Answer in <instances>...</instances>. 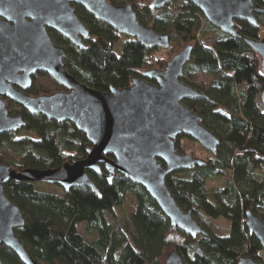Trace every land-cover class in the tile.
<instances>
[{"label": "trees", "instance_id": "1", "mask_svg": "<svg viewBox=\"0 0 264 264\" xmlns=\"http://www.w3.org/2000/svg\"><path fill=\"white\" fill-rule=\"evenodd\" d=\"M110 1L115 5L130 3L143 25L168 33L175 42L168 49L143 47L73 4L90 36L83 40L85 47L79 48L49 30L53 41L65 50V68L81 82L105 92L111 86H129L144 72L164 68L175 53L191 45L187 65L214 77L207 90L201 84H190L206 98L186 99L185 103L219 138V145L216 154L208 153L202 159L205 165L182 169L183 176L177 174L179 170L174 171L166 176V185L184 211L223 218L229 223V231L218 235L201 224L206 234L191 238L179 227L170 226L143 187L118 173L108 182L101 165L100 174L88 171L99 195L86 186L51 193L38 190L32 182L5 183V194L24 218V224L14 228L15 234L39 264H164L173 249L180 253L184 264H237L240 256L262 260V247L244 221L247 210L264 220V107L259 99L264 78L259 56L241 38L208 22L188 0L173 1L161 10L152 9L150 0ZM254 1L264 5L262 0ZM257 19L255 26L235 19L234 27L245 37L264 40V20L259 16ZM211 30L216 34L213 44L207 46L199 37ZM119 41L117 52L114 46ZM185 81L189 85V80ZM62 90L65 88L46 72L36 71L26 92L35 96ZM4 99L8 113L20 114L25 125L18 131L0 134V163L16 169L54 168L85 157L90 143L70 121L30 113L11 99ZM179 139L183 140L181 146ZM176 140L180 153L195 148L196 142L183 133ZM226 172L230 175L226 185L212 191L210 180ZM126 192L136 198L137 206L122 222L115 218L114 208L122 205ZM83 222L84 233L79 229ZM84 234L96 236L87 242ZM0 257L7 264H23L4 245H0Z\"/></svg>", "mask_w": 264, "mask_h": 264}, {"label": "water", "instance_id": "2", "mask_svg": "<svg viewBox=\"0 0 264 264\" xmlns=\"http://www.w3.org/2000/svg\"><path fill=\"white\" fill-rule=\"evenodd\" d=\"M174 0H151L160 9ZM220 31L241 38L260 58L264 78V40L243 36L234 27L235 19L258 24L264 5L254 0H188ZM264 3V0H262ZM79 4L96 20L116 32L136 39L143 47L167 49L168 33L143 25L131 4L114 5L108 0H0V134L17 131L25 125L20 114L8 113L3 96L30 113H41L56 121H70L85 133L90 146L85 157L54 168L16 169L0 163V245L9 248L23 264H39L27 251L14 228L24 224L19 207L4 192L10 180L56 184L64 191L86 186L99 191L88 171L101 173L111 182L116 173L139 184L157 204L170 226L179 227L195 239L205 235L202 225L190 210L184 211L166 185V176L177 170L193 169L205 162L175 148L181 133L192 138L211 154L217 153L219 138L207 129L201 116L185 106L184 99L206 98L194 87L182 83L184 66L192 56V46L175 53L159 70H149L135 77L124 88L98 91L71 75L64 66L65 50L56 44L49 30L68 39L79 48L90 36L75 12ZM36 71L46 72L65 90L51 94L25 92ZM146 78L154 79V83ZM259 99L264 107V84ZM111 155V156H109ZM245 225L259 241L262 260L240 256L237 264H264V220L245 211ZM0 264H7L0 257ZM164 264H184L180 253L171 250Z\"/></svg>", "mask_w": 264, "mask_h": 264}, {"label": "rangeland", "instance_id": "3", "mask_svg": "<svg viewBox=\"0 0 264 264\" xmlns=\"http://www.w3.org/2000/svg\"><path fill=\"white\" fill-rule=\"evenodd\" d=\"M259 19L264 20V18L261 15H259ZM49 33H50V31H49ZM215 34L216 33L213 30L205 32L203 34L201 33L199 39L203 44H205L207 46H211L214 42ZM50 35H51V33H50ZM174 42H175L174 37H171L170 43H174ZM120 47H121V41H119L115 44L114 49L117 52H119ZM184 67H187V68L185 70H183L184 77H180V81L182 83L187 84L185 79H188L189 85L190 84H193V85L201 84L204 90H207V89H209V87H211V85H212L211 80L213 79L214 74L209 73V72H205L203 70L197 71L192 66L187 65V63ZM193 87L195 89H197L195 86H193ZM185 101H186V99L182 100L181 102L185 106H187ZM176 139H175V142L177 141ZM178 142H179V146L183 145L182 139H179ZM177 149H179V148H177ZM178 152H180V151H178ZM181 153H183V152H181ZM184 153L191 154V155L196 156V157L201 158V159H206V157L208 156V153H210V152L207 151L202 146H200L198 143H196L195 148L193 150L187 149V151H184ZM177 174L181 175V176L184 175V173L180 170L177 171ZM228 178H230V175L228 172H226L224 175H219V176L212 178L210 180V184H209L211 190L215 191L216 189H220V188L224 187L226 185V181L228 180ZM35 187L40 191H47V192H51V193H58L60 191V189H62L60 186H58L56 184H49V183H44V182H36ZM136 206H137L136 198L130 192H126L124 195L122 205L114 208L115 218L124 222L135 211ZM262 213H264V210L262 211ZM193 217L200 224L204 225L205 228L207 230H209L210 232H214L218 235H225L229 231V223L226 220H224L223 218L213 219V218L207 217L205 215H201V214H198V215L193 214ZM105 218H106L107 222L111 223V220L107 214H105ZM84 225H85L84 222L79 224V229L83 233H84ZM95 236L96 235L84 234V238L87 242L93 240L95 238Z\"/></svg>", "mask_w": 264, "mask_h": 264}, {"label": "flooded vegetation", "instance_id": "4", "mask_svg": "<svg viewBox=\"0 0 264 264\" xmlns=\"http://www.w3.org/2000/svg\"><path fill=\"white\" fill-rule=\"evenodd\" d=\"M110 3H111V1L110 0H108ZM174 1H177V0H174ZM173 2V1H172ZM144 3V2H143ZM150 3H151V0H150V2H149V6H150ZM171 3V2H170ZM170 3H168L167 5H165L164 7H162V8H160V9H155V10H161V9H163V8H166V7H168V5L170 4ZM113 4V3H112ZM121 4H130V3H121ZM121 4H117V5H121ZM115 5V4H114ZM132 6V5H131ZM151 7V6H150ZM152 8V7H151ZM134 9V8H133ZM152 9H154V8H152ZM136 12V11H135ZM137 13V12H136ZM137 15V14H136ZM138 19V18H137ZM26 90L27 89H25V92H26ZM4 98H6V97H4L3 96V99ZM4 101H5V99H4ZM18 131V130H17ZM11 132H13V131H11Z\"/></svg>", "mask_w": 264, "mask_h": 264}]
</instances>
